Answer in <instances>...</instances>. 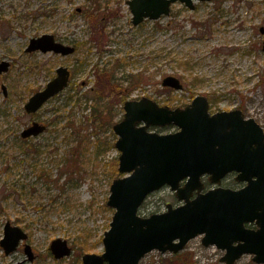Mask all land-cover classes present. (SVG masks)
<instances>
[{
  "label": "rangeland",
  "instance_id": "374dc122",
  "mask_svg": "<svg viewBox=\"0 0 264 264\" xmlns=\"http://www.w3.org/2000/svg\"><path fill=\"white\" fill-rule=\"evenodd\" d=\"M128 1L0 0V62L11 63L0 74V240L10 221L28 232L36 253L30 262L23 246L8 256L0 250L2 264H82L85 253L104 251L103 236L114 215L107 206L110 186L121 177L113 126L123 119L126 101L147 97L177 108L204 95L212 113L240 109L264 128V0L195 2L194 10L177 3L169 16L139 26L132 23ZM43 34L76 52H26L30 39ZM60 66L72 71L70 86L28 114L24 105ZM168 76L179 79L183 89L163 86ZM34 120L48 125L47 131L23 140L21 132ZM222 186L242 184L230 175ZM177 202L163 188L140 212L149 216ZM58 238L73 249L60 260L49 250ZM199 243L182 251L185 264H225L223 251ZM158 256L141 264L172 260ZM235 264L256 263L245 255Z\"/></svg>",
  "mask_w": 264,
  "mask_h": 264
},
{
  "label": "water",
  "instance_id": "95a60500",
  "mask_svg": "<svg viewBox=\"0 0 264 264\" xmlns=\"http://www.w3.org/2000/svg\"><path fill=\"white\" fill-rule=\"evenodd\" d=\"M177 2L194 9V0H129L132 22L138 26L146 19L159 20L169 15ZM260 31L264 35V27ZM37 51L69 56L75 47L43 34L30 39L26 48L28 53ZM9 68L10 62H0V74ZM70 78L69 68L59 67L56 77L29 98L26 112L37 113L68 87ZM163 86L183 89L174 76L166 77ZM2 89L7 95L5 85ZM124 111V118L113 127L122 175L110 186L107 206L114 215L104 233L103 253L85 254L82 264H140L153 250L177 254L198 236H203L205 247L215 245L225 251L222 262L226 264H234L244 255L264 264V130L260 124L246 118L240 109L211 114L204 95L175 109L143 97L126 101ZM170 125L178 130L168 134L149 130ZM46 128L36 121L21 136L37 137ZM230 173H236V181L245 185L240 189L223 187L222 181ZM205 177L214 188L205 191ZM165 186L180 204H168L166 211L149 217L139 215L147 197ZM27 238L22 228L7 222L1 245L10 254ZM50 251L60 260L70 256L72 248L58 238L52 241ZM25 252L33 261L30 245Z\"/></svg>",
  "mask_w": 264,
  "mask_h": 264
},
{
  "label": "flooded vegetation",
  "instance_id": "af4514ba",
  "mask_svg": "<svg viewBox=\"0 0 264 264\" xmlns=\"http://www.w3.org/2000/svg\"><path fill=\"white\" fill-rule=\"evenodd\" d=\"M175 5V4H174ZM173 5V6H174ZM184 6H186L185 4H183ZM173 6H172V8H173ZM187 7V6H186ZM172 8H171V12H172ZM195 8H197V5H196V3L194 2V9ZM171 14V13H170ZM24 108H25V105H24ZM26 111V110H25ZM30 115H32V114H30ZM33 115H35V114H33ZM37 120H34L33 122H36ZM33 122L31 123V125L33 124ZM37 122H39V123H41V124H44V125H46L45 123H43V122H40V121H37ZM31 125H29V126H31ZM29 126H27V127H29ZM26 127V128H27ZM46 130H45V132L47 131V129H48V125H46ZM25 129V128H24ZM23 129V130H24ZM264 129V128H263ZM44 132V133H45ZM21 138L23 139V140H29L30 138H27V139H24L22 136H21ZM233 175V174H232ZM8 222H10V221H8ZM7 223V222H6ZM11 223V222H10ZM12 224V223H11ZM13 226H17V225H14V224H12ZM5 227V226H4ZM19 227V226H18ZM23 229V228H22ZM24 230V229H23ZM4 231V230H3ZM26 231V230H25ZM27 232V231H26ZM3 234H4V232H3ZM27 234H28V232H27ZM4 237V236H3ZM29 238H30V236H29V234H28V238H27V240H22L20 243H19V245H18V247L16 248V250L15 251H13V252H11L10 254H7L6 253V250L2 247V245H1V240L3 239H1L0 240V250L1 251H3L4 253H5V255L6 256H8V255H12V254H14V253H16L17 251H20L21 249H22V246H23V250H24V253L26 254V252H25V247H26V245H30L29 243H27L28 242V240H29ZM31 246V245H30ZM32 247V246H31ZM32 251H33V253H34V255H35V258H34V260L33 261H35V259H36V253H35V251H34V249L32 248ZM27 255V254H26ZM28 257V256H27ZM28 260H29V258H28ZM30 261V260H29ZM33 261H30V262H33ZM26 263V260H22V261H19V262H16V263H11V264H25ZM0 264H2L1 262H0Z\"/></svg>",
  "mask_w": 264,
  "mask_h": 264
},
{
  "label": "trees",
  "instance_id": "16d2710c",
  "mask_svg": "<svg viewBox=\"0 0 264 264\" xmlns=\"http://www.w3.org/2000/svg\"><path fill=\"white\" fill-rule=\"evenodd\" d=\"M95 5L96 4H90V6H89V9H91V10H93V11H98V9L97 8H94L95 7ZM96 13H94V15H95ZM87 16V15H86ZM92 16V15H91ZM87 18L89 19V17L87 16ZM105 78L107 79V80H109L110 82H112L113 81V76L111 75V74H109L108 72H107V77H106V75H105ZM72 82V81H71ZM121 90V89H120ZM121 93H122V90H121ZM120 93V94H121ZM71 98H73V97H71ZM115 174H117V172L115 171ZM116 177V176H115ZM114 177V178H115ZM172 260L170 259L169 260V263L170 264H185V262H183V260H185V259H183L184 258V256H183V254L181 253V254H177V255H173L172 257ZM186 264H192V263H190V262H187L186 261Z\"/></svg>",
  "mask_w": 264,
  "mask_h": 264
}]
</instances>
